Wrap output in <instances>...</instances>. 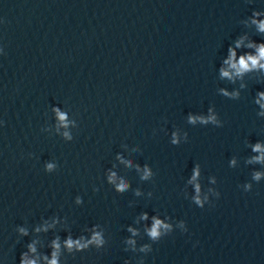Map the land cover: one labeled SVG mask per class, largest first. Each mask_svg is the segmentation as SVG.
Segmentation results:
<instances>
[{"label":"water","instance_id":"obj_1","mask_svg":"<svg viewBox=\"0 0 264 264\" xmlns=\"http://www.w3.org/2000/svg\"><path fill=\"white\" fill-rule=\"evenodd\" d=\"M253 10L264 0H0V264L33 241L29 259L47 264L56 237L59 264H264V176L252 178L264 173V73L219 75L239 36L264 42L241 23ZM210 115L219 123L189 122ZM153 216L172 226L156 243ZM93 226L107 244L69 254L64 240Z\"/></svg>","mask_w":264,"mask_h":264},{"label":"clouds","instance_id":"obj_2","mask_svg":"<svg viewBox=\"0 0 264 264\" xmlns=\"http://www.w3.org/2000/svg\"><path fill=\"white\" fill-rule=\"evenodd\" d=\"M248 3H252L253 0H246ZM245 26L249 24L255 28V31L260 34H264V11L260 10H253L251 15L241 21ZM247 49L250 51H245L242 54H238V49ZM253 72H260L264 73V42L256 43L253 40H249L247 34L239 36V38L235 39L233 44L229 45L227 49V56L223 60V66L219 69V75L222 79H227L235 83L237 79L243 80L244 77ZM258 81H264V78H258ZM247 87L246 83H242L240 85L241 89H245ZM223 96L228 97L232 100H238L240 98L239 91H232L228 92L225 89L220 90ZM255 103L259 105L261 109H264V91H259L257 93V98ZM56 115L63 126H67V115L64 112H61L58 108L54 109ZM260 115H264V112H261ZM197 120H200L202 124H207L211 121L213 124L219 123L215 115H210L205 119L204 117H195L190 116L189 122L195 123ZM222 127V126H221ZM173 138V143H177L175 139V134ZM67 137L68 134L65 133ZM253 151L261 152L260 156L254 157L253 160L256 162H264V147L260 143L255 144ZM233 164L235 161L232 162ZM47 170L51 171L53 168L52 164H48ZM152 175L151 171L145 167L143 170V177L142 179H148ZM200 172L199 168L197 167L194 170V174L192 175L191 180L189 183L194 184L196 195L194 197L195 204L203 208L204 202L208 199L207 196L204 197L202 200L200 197L201 192V185L196 183L197 178L199 177ZM264 176V173L255 172L253 174V180L260 181L261 177ZM109 183L115 184L116 192L122 193L125 192L129 185L123 179L116 183V174L111 173L108 177ZM252 190V184H247L244 186V191L248 192ZM139 195V192H137ZM216 197L219 198L220 193L216 191ZM77 203H81L80 199H77ZM141 219L147 220L148 214L144 213L141 216ZM56 221L54 220L52 224H45L40 228H37V232H47L49 228L55 225ZM98 226H93L91 230L90 237H85L83 235L73 238L72 236H68L64 242L63 246L67 250L69 254L73 253H80L88 251L90 248H95L96 250L102 249L107 244V239L105 237V233L103 230H97ZM180 227L184 228V221H181ZM172 226L169 223H165L164 220L157 218L156 216L152 217V224L149 228H146L145 231L149 239L156 243L160 241L167 233L171 232ZM20 235L27 236L28 232L24 228L18 229ZM129 232L132 233V236L137 235V230L134 228H129ZM184 231L187 232L188 229L184 228ZM36 242L33 241L32 243L27 245L28 251H23L20 255L19 264H38V259H29L28 253H36L37 249L35 246ZM126 244L130 246L132 251H135L137 248V241L134 239H127ZM51 259H48L47 256L44 257V260L47 261V264H59V257L61 255V243L59 237H56L51 243ZM128 249H125L127 251ZM141 253H149L152 251V244L145 243L142 247L139 248ZM124 264H129V260H125ZM139 264H144L143 259L139 261Z\"/></svg>","mask_w":264,"mask_h":264}]
</instances>
